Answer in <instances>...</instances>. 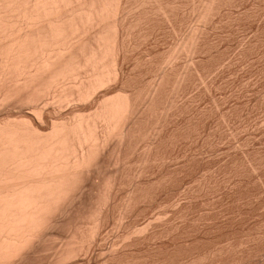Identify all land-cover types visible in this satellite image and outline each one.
Masks as SVG:
<instances>
[{"label":"bare ground","instance_id":"obj_1","mask_svg":"<svg viewBox=\"0 0 264 264\" xmlns=\"http://www.w3.org/2000/svg\"><path fill=\"white\" fill-rule=\"evenodd\" d=\"M242 3L0 0V110H29L0 116V264H127V249L152 238L160 211L115 240L112 212L121 229L163 180L156 168L176 156L159 157L160 144L218 65H199L209 37L259 11Z\"/></svg>","mask_w":264,"mask_h":264},{"label":"rangeland","instance_id":"obj_2","mask_svg":"<svg viewBox=\"0 0 264 264\" xmlns=\"http://www.w3.org/2000/svg\"><path fill=\"white\" fill-rule=\"evenodd\" d=\"M255 3L259 11L264 8V0H243L246 6L242 7L248 9ZM252 8L254 15L244 10L242 15H233L207 41L211 55L199 65L208 71L221 64L207 78L209 92L201 85L192 88L195 104L178 119L187 114L189 120L175 121L169 132L172 137L176 130L173 139L168 136L158 149L159 157L176 156L177 161L173 157L170 165L161 164L162 173L156 168L163 180L147 188L143 207H135L121 229L115 223L117 210L112 212L108 230L114 240L129 224H152L158 214L161 218L148 230L152 238L127 249V264H264V10L256 9V13ZM165 40L163 47L171 42L170 37ZM10 108L1 109L0 116L29 113ZM92 259L91 264L102 261L99 255Z\"/></svg>","mask_w":264,"mask_h":264}]
</instances>
